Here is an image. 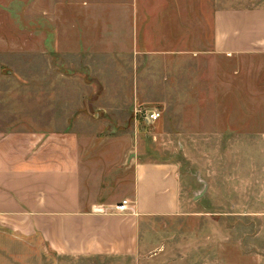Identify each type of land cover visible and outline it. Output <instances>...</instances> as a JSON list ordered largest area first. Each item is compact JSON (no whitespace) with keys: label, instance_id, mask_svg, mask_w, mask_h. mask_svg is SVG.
<instances>
[{"label":"crops","instance_id":"0c3cea01","mask_svg":"<svg viewBox=\"0 0 264 264\" xmlns=\"http://www.w3.org/2000/svg\"><path fill=\"white\" fill-rule=\"evenodd\" d=\"M9 1L0 0V16L12 14ZM30 3L33 50L57 55L69 68L72 52H98V59L111 60L113 72L102 80L114 91L122 93L127 80L117 67H136L147 59L167 67L188 61L194 68L193 114L198 122L202 116L207 130L230 131L237 119L241 125L233 130H248L242 98L249 89L237 94L239 110L230 111L223 69L231 66L236 74L255 66L258 107L251 130L264 143V0ZM22 14H27L23 8ZM19 35L8 22L1 26L0 50L22 49ZM41 57L32 62L27 107L22 90L12 92L19 93L18 106L17 97L7 94L23 78L0 75V264L160 259L162 250L153 258L145 255V232L152 221L182 212L177 167L129 156L120 167V157L109 154L90 161L79 135L65 123L72 113V76L57 74L56 60ZM136 82L134 76L135 93ZM125 200L129 209L115 212Z\"/></svg>","mask_w":264,"mask_h":264},{"label":"rangeland","instance_id":"374dc122","mask_svg":"<svg viewBox=\"0 0 264 264\" xmlns=\"http://www.w3.org/2000/svg\"><path fill=\"white\" fill-rule=\"evenodd\" d=\"M30 4V0H10L12 14L0 16V27L8 22L18 30L23 47L9 53L0 50V75L23 78L8 89V98L22 90L23 106H29L32 83L27 80L32 62L42 54L45 62L53 58L57 74L72 76V113L65 123L79 135L90 161L109 154L120 157V167L126 156L170 162L177 167L181 184V214L152 221L145 232L144 242L149 245L145 255L150 258L162 250L160 259L69 264H264V143L251 130L257 122V68L238 69L236 74L231 66L223 69L230 111L239 110L237 94L245 95L249 89V96L242 98L249 111L248 130H233L241 125L239 119L230 131L207 130L202 116L198 122L193 114L194 68L188 61L167 67L161 60L147 59L136 67H117L127 80L122 93L114 91L112 83L102 80L113 72L111 60L98 59V52H72L69 68L57 55L33 50ZM22 8L27 14H22ZM168 94L171 98L161 97ZM20 102L17 97L16 106ZM152 110L161 113L156 123L145 118L146 111Z\"/></svg>","mask_w":264,"mask_h":264},{"label":"built area","instance_id":"2783aa9c","mask_svg":"<svg viewBox=\"0 0 264 264\" xmlns=\"http://www.w3.org/2000/svg\"><path fill=\"white\" fill-rule=\"evenodd\" d=\"M139 112V111H138ZM145 118L149 123H156L161 119V113L158 110L146 111ZM129 209V203L127 200L116 205L115 212L124 213Z\"/></svg>","mask_w":264,"mask_h":264}]
</instances>
